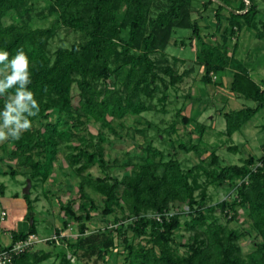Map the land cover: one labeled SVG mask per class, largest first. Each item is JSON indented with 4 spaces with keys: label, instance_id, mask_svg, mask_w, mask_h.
<instances>
[{
    "label": "trees",
    "instance_id": "1",
    "mask_svg": "<svg viewBox=\"0 0 264 264\" xmlns=\"http://www.w3.org/2000/svg\"><path fill=\"white\" fill-rule=\"evenodd\" d=\"M27 1L0 0V50L9 52V61L20 49L27 55L31 74L28 89L35 94L40 109L36 116L29 119L32 124L36 120L46 123L41 129L32 125L20 139L9 140L11 155L18 160L20 167L30 170L31 180H47L53 174L54 162L62 145L70 151L66 155L70 164L74 167L80 165L77 169L80 176L83 177L80 173L96 165L107 169L102 146L87 143L88 147L93 148L90 152L81 146L71 145L75 129L79 130L78 123H81L74 104V85L77 84L80 91L78 104L82 114L104 127L110 126L109 118L122 120L128 115H140L150 110L141 101V96L152 97L156 93L160 73L168 76L170 84L174 86L188 74V71L179 74L166 55L173 35L180 29L191 30V42L198 40L195 58L204 70L201 78L203 84L225 87L222 75L232 70L229 91L237 98L256 103L255 108L244 107L224 114L225 132L229 138L240 132L264 109V90L253 80L244 62L237 58V43L231 47L235 35L246 29L256 30L258 38L264 39V21H259L260 10L253 0H248L251 3L249 6L245 0H224L219 5L215 12L216 31L223 20L228 25L218 38L220 42L215 45L205 41L201 36L200 23L192 20L194 0H46L52 3L50 12L58 15L62 26L80 33L84 39L79 46L60 48L54 54L47 50L45 40L28 50V43L43 32L4 25L3 19L7 13H21ZM211 3L209 1L205 7ZM235 3L237 6L234 7ZM225 10L229 16L223 15ZM126 32L128 39L123 37ZM157 53L161 56L159 60L153 59ZM178 61L174 59L175 65ZM212 75H216L218 81H214ZM91 78L104 85L94 88ZM112 78V88H108L105 83ZM14 92L13 88L0 96V111L4 109L7 96ZM55 112L59 118L51 123ZM183 123L189 125L192 121L183 118ZM197 126L202 135L205 126ZM181 148L186 153L196 150L195 145H181ZM210 157L213 169H203L202 172L218 184L237 179L249 180V184L244 181L238 191V203H223L221 208L222 211L230 209L235 212L236 206L247 207L251 228L260 237L251 252L243 255L239 245L243 234L217 222L214 208L204 211L205 193L201 194L200 202L196 200L203 162L184 170L178 160H165L164 153L152 145L145 147V156L132 167L135 169L131 175L122 181L115 179L111 182L109 175L83 177L79 183V212L74 211L72 203H60L66 216L64 229L70 226V219L79 224L81 238L69 243L70 247L75 251L91 252L102 259L114 246L113 239L104 233L85 237L86 222L92 220V211L98 209L88 193L90 189L105 199L104 215L113 214L114 207L124 204L131 216L139 217L129 227L131 231L136 237L149 238L150 246L134 245L124 239L127 252L125 264H264V167L252 172L250 167L258 159L250 156L241 165L218 168V155L213 152ZM127 164L131 166L132 160ZM120 187H123L121 193ZM24 198L31 208L29 195H24ZM177 201H188L193 213L191 219L183 224L186 230L193 231L197 227L203 230V238L194 237L191 243L182 245L184 253H179L173 245L175 233L182 228L180 217L165 216L169 206ZM149 210L161 215V220L141 216L143 211ZM31 235H37L34 220L28 231L11 232V243L25 240ZM47 243L53 244L54 241L48 240ZM49 257V253L40 255L29 251L18 257L14 264H39Z\"/></svg>",
    "mask_w": 264,
    "mask_h": 264
},
{
    "label": "rangeland",
    "instance_id": "2",
    "mask_svg": "<svg viewBox=\"0 0 264 264\" xmlns=\"http://www.w3.org/2000/svg\"><path fill=\"white\" fill-rule=\"evenodd\" d=\"M211 1L207 8L205 5ZM224 0H194L192 8V20H196L201 26V36L206 42L212 45L220 42V36L228 25L223 20L222 26L216 31L217 22L215 12ZM253 2L257 5L256 0ZM250 1L246 0L249 6ZM251 4V3H250ZM259 21H264V0H258ZM234 7L237 3L233 4ZM52 3L46 0H28L21 13L10 11L3 19L5 26H20L26 31H40V35L35 36L27 47L30 50L41 41L47 42V50L54 54L60 48L70 49L79 46L84 42L80 33L69 30L62 26L58 15L51 13ZM258 6V5H257ZM223 15L229 16L227 10ZM215 31L216 35L215 36ZM128 32L123 37L128 39ZM191 30L180 29L173 35L170 46L166 50L169 63L173 65L179 74L188 71L187 76L177 85L170 84V78L160 73V80L156 82L157 91L153 96H141V101L150 110L142 112L140 115H128L122 120L109 118L110 126L104 127L96 123L93 119L82 114L79 107L80 91L77 84L74 85V104L78 108L80 129H75L72 138L73 147H82L84 150L92 152L93 148L88 144L100 145L104 149V159L107 169L103 170L96 165L87 171H83V177L90 175L93 178L105 177L109 175L111 182L117 179L124 180L131 175L135 169L132 168L141 157L145 156V147L152 145L161 150L165 155V160L171 158L178 160L184 170L194 168L203 162L201 173L199 174L200 188L196 191L195 197L198 202L205 193V208L208 211L215 209L217 222L229 225L231 229L243 234L239 245L243 255L251 252L255 243L260 241L256 231L251 228V221L248 217L247 207L236 206L235 212L230 209L222 211L221 205L238 203V191L245 181L237 179L233 182L218 184L205 173L203 169H213L211 167V153H216L219 157L218 168L230 165H241L250 156L258 161L250 167L252 172H256L264 167V109L260 110L252 120H250L240 132L231 138L226 135V124L224 114L232 111L233 108L251 107L255 108L256 103L246 101L237 97L229 91V84L232 81V70L226 71L222 75L225 87L216 85H205L201 81L204 70L196 63V46L198 40L191 42ZM232 39L231 47L237 43V56L250 68L264 69V39H257L256 30H244L235 35ZM184 42L185 44H181ZM160 54L153 56L159 60ZM174 59L179 61L174 63ZM2 67V66H0ZM253 75L256 81L258 74ZM214 81H218L216 75H212ZM94 88H100L104 84L97 79H90ZM110 79L105 83L108 88H112ZM264 88V86H263ZM164 97H166L164 99ZM59 114L55 112L51 123L57 122ZM183 118L191 119L192 123L186 125ZM46 123L36 120L32 125L36 129H41ZM197 125H204L205 130L201 135ZM103 138L104 140L102 141ZM9 140L0 142V243L3 246L10 244L11 232L28 231L31 220L35 221L37 230L36 237L41 241L31 250L40 255L49 253V259L39 264H125L126 255L124 239L134 245H149V238H139L129 228L138 221L139 217L131 216L124 204L121 207H114L115 212L111 215L102 213L105 199L88 189L89 195L94 199L98 209L92 211V220L86 222V236L104 233L111 237L114 242L113 248L106 253L103 258L92 255L85 250L75 251L69 243H75L80 239L77 221L70 219V226L64 229L66 219L64 210L60 203H72L75 212H79L80 197L79 183L83 177L79 175L76 167L67 160L66 155L70 152L65 145L60 147L58 156L53 166V174L47 179H30V170L19 166L18 160L11 155V145ZM83 141L86 143L84 144ZM181 145L186 147L196 146V150L186 153ZM132 160L133 164H127ZM28 180L31 181L29 199L31 208L24 198V189ZM123 191L120 187L119 193ZM198 209V207H195ZM5 213V216H3ZM179 216L182 228L174 235L173 245L179 253H184L182 245L191 243L194 237L203 238V230L199 227L193 231H187L183 225L189 221L193 215L188 201H177L169 206L165 212L166 217ZM142 217L149 219H159L161 215L154 211H143ZM63 234L64 236L62 237ZM53 244L47 241L53 237ZM84 237V236H82ZM46 240V241H45ZM51 241V240H50ZM66 257V259H64Z\"/></svg>",
    "mask_w": 264,
    "mask_h": 264
},
{
    "label": "clouds",
    "instance_id": "3",
    "mask_svg": "<svg viewBox=\"0 0 264 264\" xmlns=\"http://www.w3.org/2000/svg\"><path fill=\"white\" fill-rule=\"evenodd\" d=\"M0 66V96L15 89L14 94L7 96L4 109L0 111V142L10 138L18 140L32 128L29 117L36 116L40 110L35 94L28 89L31 83L28 57L20 49L9 61V52L0 50Z\"/></svg>",
    "mask_w": 264,
    "mask_h": 264
},
{
    "label": "built area",
    "instance_id": "4",
    "mask_svg": "<svg viewBox=\"0 0 264 264\" xmlns=\"http://www.w3.org/2000/svg\"><path fill=\"white\" fill-rule=\"evenodd\" d=\"M3 216H5V213H3ZM158 220H161V217ZM61 235L62 237L64 236L63 234ZM57 238L58 237L56 236L50 240H57ZM40 242L41 241L36 237V235H31L27 239L18 241L13 244L11 243L6 246L0 244V264H14L15 260L18 257L33 250L35 245Z\"/></svg>",
    "mask_w": 264,
    "mask_h": 264
},
{
    "label": "crops",
    "instance_id": "5",
    "mask_svg": "<svg viewBox=\"0 0 264 264\" xmlns=\"http://www.w3.org/2000/svg\"><path fill=\"white\" fill-rule=\"evenodd\" d=\"M256 2H257V5H258V7H259V4H258V0H256ZM244 31V30H243ZM257 39H259L258 37H256ZM239 47V46H238ZM238 50V49H237ZM264 50V49H263ZM237 58H238V56H237ZM239 59V58H238ZM240 60V59H239ZM242 61V60H241ZM243 62V61H242ZM247 67H248V65H246ZM248 69H249V71H250V75H251V77L253 78V80L257 83V84H259L260 86H261V88L264 90V88H263V86H264V73L263 74H258L259 76H258V78H257V80L258 79H260V81H256L255 79H254V76L253 75H257V71L258 72H263L264 71V69H261V67H259L258 69H255V68H250V67H248ZM234 98H237V97H234ZM241 108V107H240ZM240 108H233L232 110H240ZM11 235V234H10ZM12 242V241H11ZM11 242H10V244H11ZM1 244V243H0ZM3 245V244H2ZM9 245V244H8Z\"/></svg>",
    "mask_w": 264,
    "mask_h": 264
},
{
    "label": "water",
    "instance_id": "6",
    "mask_svg": "<svg viewBox=\"0 0 264 264\" xmlns=\"http://www.w3.org/2000/svg\"><path fill=\"white\" fill-rule=\"evenodd\" d=\"M30 188H31V181L28 180V184H27V187L24 189L23 193L24 195H27L30 193ZM33 224V221L31 220V225Z\"/></svg>",
    "mask_w": 264,
    "mask_h": 264
}]
</instances>
